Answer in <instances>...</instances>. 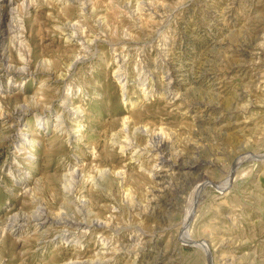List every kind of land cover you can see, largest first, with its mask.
I'll return each mask as SVG.
<instances>
[{
	"label": "rangeland",
	"instance_id": "rangeland-1",
	"mask_svg": "<svg viewBox=\"0 0 264 264\" xmlns=\"http://www.w3.org/2000/svg\"><path fill=\"white\" fill-rule=\"evenodd\" d=\"M8 1L0 264H264V0Z\"/></svg>",
	"mask_w": 264,
	"mask_h": 264
},
{
	"label": "bare ground",
	"instance_id": "bare-ground-1",
	"mask_svg": "<svg viewBox=\"0 0 264 264\" xmlns=\"http://www.w3.org/2000/svg\"><path fill=\"white\" fill-rule=\"evenodd\" d=\"M8 4V6L10 7V10L9 11H7V14H9L10 15V18L12 19L13 18V15H15L16 13H15V11H16V9L13 7V6H10V5H12V2H9L8 0H0V6H4V5H7ZM4 4V5H3ZM15 13V14H14ZM8 32H10V33H15V35H16V32H18V30H19V27L18 26H16V25H9V27L6 29ZM6 30H4L5 31V33H0V45L3 43V41H4V36H5V34L7 33V31ZM79 55V54H78ZM3 57V56H2ZM77 59V58H76ZM79 59V58H78ZM77 59V60H78ZM9 66H11V65H9ZM8 66V67H9ZM20 69V67H12V69H11V67L8 69L7 67L5 68H0V74H5L7 71L8 72H11V73H13V72H16V71H18ZM1 76V75H0ZM1 78V77H0ZM78 111H79V108H78ZM20 120V118L18 119V121ZM20 122V121H19ZM252 156H254V155H252ZM259 156V155H258ZM264 156V155H263ZM259 159V158H258ZM242 160L243 159H240L238 162H237V164H236V166L237 165H239L241 162H242ZM172 165V164H171ZM172 168H174V166H172ZM235 170V169H234ZM159 171V170H158ZM70 173V172H69ZM69 173H67L66 174V178L67 177H69V176H72V180H74L73 179V177H75L74 176V171H73V173H71V174H69ZM77 172L75 171V174H76ZM231 174H234L233 173V170L231 171ZM79 176H80V174H79ZM77 177V176H76ZM67 180V179H66ZM70 180V179H69ZM76 181H77V179H76ZM232 178H230L229 180H228V182H226V184L223 186V188L222 189H224V190H227L230 186H231V183H232ZM69 188V187H68ZM69 190L70 191H73V188L72 187H70L69 188ZM81 200V199H80ZM86 200V199H85ZM84 200V201H85ZM82 201L83 200H81L80 201V203L82 204ZM87 201V200H86ZM83 205V204H82ZM81 205V206H82ZM66 207V206H65ZM79 208H80V206H79ZM50 212V211H49ZM47 210H44V211H42V212H39V214L37 213L36 214V216L35 217H39V219H40V221H39V225L41 226L42 225V227L41 228H43L46 224H50V225H56L58 228H59V230L58 231H56V234H55V236H56V239H62V238H64L65 237V235H66V233H68L69 235H70V238L68 239V241H71V242H77V243H79V242H81V239H82V237L85 235V234H87L90 230L91 231H93V230H102V228L103 227H105V225H103V222L102 221H94V220H92V222L91 223H83V222H81V221H72L71 220V218L70 217H64V216H55V215H52V214H50ZM61 215V214H60ZM16 218H17V216H15ZM31 218V217H30ZM17 219H19V218H17ZM17 219L15 220L14 219V223H15V221H16V223H15V225H12V226H10L9 228H13V227H19V225H18V223H19V221H17ZM96 220V219H95ZM85 221V220H84ZM187 221V220H186ZM87 222V221H86ZM186 223V222H185ZM184 224V223H183ZM9 226V225H8ZM17 230V229H16ZM101 233V240H102V242L104 241V238H103V235H102V232H100ZM110 239V238H109ZM107 241V240H106ZM106 244V243H105ZM103 245V244H102ZM111 247V246H110ZM115 248V247H114ZM103 250V249H102ZM100 254V253H99ZM103 255V254H102ZM99 258V257H98ZM102 258V257H101ZM100 258V259H101ZM105 258V257H104ZM112 258V257H111ZM91 258H89V259H82L81 257H77V258H72V259H70L69 261H66V262H64L63 264H94L95 262L94 261H92V260H90ZM95 261H99V259L97 260H95Z\"/></svg>",
	"mask_w": 264,
	"mask_h": 264
}]
</instances>
